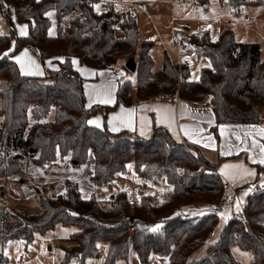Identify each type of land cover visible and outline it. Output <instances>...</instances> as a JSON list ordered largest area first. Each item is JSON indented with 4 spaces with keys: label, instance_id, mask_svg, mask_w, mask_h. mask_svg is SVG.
Here are the masks:
<instances>
[{
    "label": "trees",
    "instance_id": "trees-1",
    "mask_svg": "<svg viewBox=\"0 0 264 264\" xmlns=\"http://www.w3.org/2000/svg\"><path fill=\"white\" fill-rule=\"evenodd\" d=\"M11 1L17 18L28 22L29 31L16 37L13 48L11 38L0 34V175L16 174L31 161L38 166L55 161L58 153L71 154L73 166L80 167L92 153L95 186L110 183L133 160L141 178L155 182L165 178L172 188L161 202L143 194L133 210L125 191L112 196L110 207L103 208L95 198L83 197L69 178L64 193H41L39 207L33 211L9 210L2 194L0 264L7 260L4 248L10 240L23 238L30 243L59 224L77 227L69 239L78 246L67 251L66 260L78 257L83 264L97 253L99 242L108 243L105 264L128 260L132 251L143 262L155 251L169 255L160 264H242L232 252L234 247L249 251L253 264H264V188L248 197L246 219L230 218L212 241L220 216L210 208L222 198L226 186L216 170L220 161H209L198 147L190 143L187 147L162 126L155 125L144 137L90 124L88 118L98 107L86 106L84 78L72 63L77 57L89 67L106 69L134 58L137 79L119 83L116 103L133 104L134 93L136 103L169 94L196 103L207 95L217 125L258 123L264 106L260 45L237 41L227 27L215 41L208 34L193 41L198 56L211 61L198 80L190 79L188 63H174L168 55L163 68L151 76V43L140 41L136 18L127 17L118 30L111 21L95 16L82 0ZM228 1L233 7L264 4V0ZM51 9L57 15L55 35L48 33ZM23 47L36 53L43 64L60 55L64 60L58 61V69L48 68L49 74L26 75L12 57ZM263 170L264 165L258 166V177ZM194 202L205 203L209 210H182ZM206 244L205 254L194 258L195 251Z\"/></svg>",
    "mask_w": 264,
    "mask_h": 264
},
{
    "label": "rangeland",
    "instance_id": "rangeland-1",
    "mask_svg": "<svg viewBox=\"0 0 264 264\" xmlns=\"http://www.w3.org/2000/svg\"><path fill=\"white\" fill-rule=\"evenodd\" d=\"M0 1V34L8 35L11 38L12 46H15L16 37L26 36L29 31V25L25 20L17 18L15 5L11 0ZM5 1H7L11 10L9 12L11 21L4 7ZM148 1L151 2L150 14L140 17L142 34L146 38H152L161 44L160 42L163 40L182 39L191 35H195L196 37L200 35L201 37L204 34H208L215 41L218 39L221 29L228 27L234 31L236 40H248L258 43L262 49V58H264V4L247 3L239 7H233L228 0H225L223 3L220 0H206L204 4L196 0ZM47 15L51 21L48 33L55 35L57 30L56 10H49ZM25 25L27 26V34L21 35L20 29ZM187 47L184 59L191 67L190 79L198 80L201 76L202 68L210 67L211 61L207 56L198 57L193 45ZM25 53L27 54L25 55ZM17 57L20 58L19 62L16 59ZM13 58L18 63L22 73L30 72L34 73L30 75H45L50 72L48 70L50 67L49 61L45 60V64H43L38 55L28 48L16 50ZM124 64L125 61H119L113 67L106 68V75L100 74V84L106 85L107 87L105 88L109 90L116 78H118L119 83L125 79H131L135 82L137 73L128 71ZM83 74H81L83 78L88 76L86 73ZM88 80L87 78L85 80L86 83H84V88L87 92L85 93L86 101L92 98L90 97V89L94 88V84H91ZM106 89L105 91H108ZM57 156V164L51 167L55 168L59 173L57 180L66 179L65 176L71 179L79 177L77 182L80 184L83 196L95 198L103 208H109L112 196L121 191L127 193L133 210V204L138 202L143 194L150 195L152 202H161L165 199L166 191L172 188L165 178L157 182L141 178L134 168L133 160L129 161L126 170L117 173L110 183L104 186H95L89 176L90 167L88 164L94 162L92 154L89 156L88 161L80 167L73 166L71 154L62 156L58 153ZM66 156L70 157L64 159ZM35 165L36 162L31 161L27 168L22 169L16 174L0 175V195H4V203L9 210L13 211L17 208H22L33 211L37 209L39 207V196L42 192L38 193L35 189L36 187L46 188L45 192L49 196H56L58 194L55 190L50 191L51 184H40L30 177V175L36 173L34 171ZM22 178L24 179L23 185L20 181ZM234 202L235 209L238 211V201ZM201 207H205V203L194 202L193 204L183 205L182 210L190 208L200 209ZM219 216V223L212 241L219 237L225 223L230 219L228 213H221ZM75 230H77L76 226L59 224L53 230H49L44 234H38L30 243H27L23 238L10 240L4 248V256L7 260L3 264H83L78 257L66 260L67 251L78 246L77 242L69 239L70 234ZM207 246L208 244L197 249L193 257L199 258L203 256L207 250ZM107 251L108 243L99 242L97 253L94 256L88 257L84 261V264H105ZM232 252L242 264H253V256L249 251L234 247L232 248ZM168 256L151 251L148 260L143 262L139 259L137 252L132 251L128 260L119 259L116 264H160L167 261Z\"/></svg>",
    "mask_w": 264,
    "mask_h": 264
},
{
    "label": "crops",
    "instance_id": "crops-1",
    "mask_svg": "<svg viewBox=\"0 0 264 264\" xmlns=\"http://www.w3.org/2000/svg\"><path fill=\"white\" fill-rule=\"evenodd\" d=\"M220 1L223 3L222 0ZM202 3L204 4V2ZM141 16H147V14L141 13L136 18L138 21L140 41L151 43L149 52L154 60L151 76H154L157 71L163 68L166 55L174 63L186 62L184 56H186L187 46H194L193 41L199 39L200 35L197 37L191 35L190 37L187 36L182 39L163 40L160 42L161 45L159 41L143 36L140 25ZM239 42L254 41L240 40ZM11 47L13 48L14 46ZM261 59L264 60L262 54ZM47 60L49 61V69H58V61L64 60V56L60 55ZM72 63L80 74L86 73L88 75L84 78V83H86L85 80L88 78V81L94 84V88L90 89V97L92 98L87 101L85 99L88 108L98 107L88 118L90 124L98 127L106 126L113 132L125 130L133 135L144 137H148L151 134L155 125L165 127L178 140L187 143V145L190 143L198 147L209 161H220L216 170L226 183H232L237 188L238 193L235 201L248 197L250 191L259 179L258 166L264 165V163H260V160L264 159V152L261 151V146L264 145V134H261V130L264 129V106L261 108V120L258 123H223L217 125L216 115L211 106L207 104V99L193 103L181 98L172 99L171 96L175 94H169L155 97L147 102L136 103L134 93L133 104L125 105L120 102L116 103V93L119 86L118 78L113 81L108 90L105 88L107 87L106 85L103 86L99 82L100 74L103 73L106 75V69L89 67L81 63L77 57H73ZM105 89L108 91H105ZM84 91L87 93L85 88ZM69 157L66 156L64 159ZM57 162L58 160L41 166L35 165L36 168L34 171L36 173L33 174L34 176L29 175L35 182L46 185L51 184L50 191L55 190L59 194L65 191V180L69 177L65 176L66 179H60L62 181L57 180L59 173L55 168H51ZM88 165L90 167L89 176L91 179L94 173V162ZM78 179L79 177L71 180L77 182ZM20 181L23 185L24 183L22 182L24 179L22 178ZM78 186L81 191L80 184ZM40 189H42V193H46V188ZM210 209L212 210V207ZM208 210L205 207L199 209L202 212Z\"/></svg>",
    "mask_w": 264,
    "mask_h": 264
},
{
    "label": "built area",
    "instance_id": "built-area-1",
    "mask_svg": "<svg viewBox=\"0 0 264 264\" xmlns=\"http://www.w3.org/2000/svg\"><path fill=\"white\" fill-rule=\"evenodd\" d=\"M84 4L92 8L93 14L95 16L101 17L104 20H109L113 23L116 29H121L123 23L127 17H134L136 18L139 15V12H143L146 14H150L151 2L148 0H82ZM99 6L98 8L95 6ZM5 9L7 10L8 17L10 7L5 1L4 5ZM172 99H179V95L176 94L171 96ZM208 96H205L207 99ZM187 146V143H184ZM21 153V151H18ZM216 172V171H215ZM264 170L259 175V179L257 180L255 186L250 191L252 194L255 189H263L264 188ZM30 182V181H29ZM42 190V189H41ZM238 190L232 183L227 182L225 186V192L222 198L213 204L212 211L221 214V213H228L229 218L234 216H238L242 219H246V208L248 204V197L243 200L238 201V208L239 210L236 211L235 209V197H237Z\"/></svg>",
    "mask_w": 264,
    "mask_h": 264
},
{
    "label": "snow or ice",
    "instance_id": "snow-or-ice-1",
    "mask_svg": "<svg viewBox=\"0 0 264 264\" xmlns=\"http://www.w3.org/2000/svg\"><path fill=\"white\" fill-rule=\"evenodd\" d=\"M95 7L98 8L99 6L97 5V6H95ZM49 15H51V14H49ZM26 28H27L26 25L21 27V29H20V34H21V35H26V34H27V33H26ZM26 54H27V53H25V55H26ZM5 55H7V54H5ZM16 59H17V61L19 62L20 58L17 57ZM24 74H34V73L25 72ZM261 134H264V129L261 130ZM261 151L264 152V145L261 146ZM260 163H264V159H261V160H260ZM237 210H239V208H237ZM158 228H159V225L156 226V228H153L152 231H156V230H158Z\"/></svg>",
    "mask_w": 264,
    "mask_h": 264
},
{
    "label": "water",
    "instance_id": "water-1",
    "mask_svg": "<svg viewBox=\"0 0 264 264\" xmlns=\"http://www.w3.org/2000/svg\"><path fill=\"white\" fill-rule=\"evenodd\" d=\"M126 68L131 72L137 71V62L134 58H130L125 62ZM38 193H41L42 190L38 187L35 188Z\"/></svg>",
    "mask_w": 264,
    "mask_h": 264
}]
</instances>
